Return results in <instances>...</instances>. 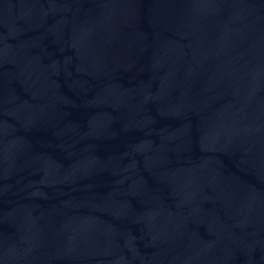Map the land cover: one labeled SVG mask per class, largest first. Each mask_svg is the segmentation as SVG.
I'll use <instances>...</instances> for the list:
<instances>
[{"label": "water", "instance_id": "obj_1", "mask_svg": "<svg viewBox=\"0 0 264 264\" xmlns=\"http://www.w3.org/2000/svg\"><path fill=\"white\" fill-rule=\"evenodd\" d=\"M0 264H264V0H0Z\"/></svg>", "mask_w": 264, "mask_h": 264}]
</instances>
